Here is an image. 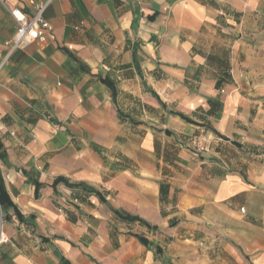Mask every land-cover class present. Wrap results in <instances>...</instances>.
Here are the masks:
<instances>
[{
  "label": "crops",
  "instance_id": "1",
  "mask_svg": "<svg viewBox=\"0 0 264 264\" xmlns=\"http://www.w3.org/2000/svg\"><path fill=\"white\" fill-rule=\"evenodd\" d=\"M0 185V264H264V0H0Z\"/></svg>",
  "mask_w": 264,
  "mask_h": 264
},
{
  "label": "built area",
  "instance_id": "2",
  "mask_svg": "<svg viewBox=\"0 0 264 264\" xmlns=\"http://www.w3.org/2000/svg\"><path fill=\"white\" fill-rule=\"evenodd\" d=\"M46 6L47 4L37 6V12L34 16H28L18 8L9 7L12 16L16 19L18 24L16 33L8 41V45L11 46V50L26 47L28 44L42 37V30L51 28L50 22L47 21L43 15ZM194 145L197 150L205 151L207 149V140L202 137L198 139ZM2 230L3 225L1 224L0 240L5 241L6 238Z\"/></svg>",
  "mask_w": 264,
  "mask_h": 264
},
{
  "label": "trees",
  "instance_id": "3",
  "mask_svg": "<svg viewBox=\"0 0 264 264\" xmlns=\"http://www.w3.org/2000/svg\"><path fill=\"white\" fill-rule=\"evenodd\" d=\"M63 182H65L67 185H69L70 187H75V186H81L83 187L85 190L87 191H90V192H95L94 189L92 188H89L88 186H86L85 184L83 183H70L68 182L67 180L63 179L62 180ZM5 194H6V191L2 188V186L0 185V201L1 203L3 204V199L5 197ZM8 205L9 206H12L13 205V202L9 199L8 200ZM18 217L21 221H25L23 216L21 214L18 213ZM126 219H130V220H139L141 221L142 223H146L143 219L139 218V217H134V216H129V215H126L124 216ZM148 225V224H147Z\"/></svg>",
  "mask_w": 264,
  "mask_h": 264
}]
</instances>
